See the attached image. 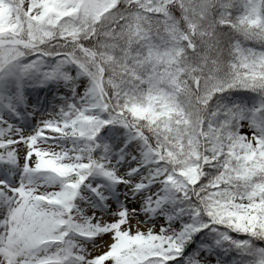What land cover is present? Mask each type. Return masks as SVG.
<instances>
[{
    "label": "snow or ice",
    "instance_id": "1",
    "mask_svg": "<svg viewBox=\"0 0 264 264\" xmlns=\"http://www.w3.org/2000/svg\"><path fill=\"white\" fill-rule=\"evenodd\" d=\"M0 264H264V0H0Z\"/></svg>",
    "mask_w": 264,
    "mask_h": 264
},
{
    "label": "rangeland",
    "instance_id": "2",
    "mask_svg": "<svg viewBox=\"0 0 264 264\" xmlns=\"http://www.w3.org/2000/svg\"><path fill=\"white\" fill-rule=\"evenodd\" d=\"M105 239H108L107 237H105Z\"/></svg>",
    "mask_w": 264,
    "mask_h": 264
}]
</instances>
